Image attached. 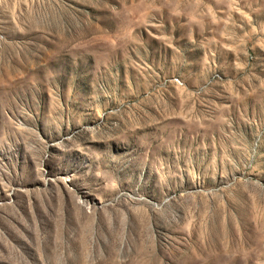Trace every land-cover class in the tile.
I'll use <instances>...</instances> for the list:
<instances>
[{
    "label": "rangeland",
    "instance_id": "obj_1",
    "mask_svg": "<svg viewBox=\"0 0 264 264\" xmlns=\"http://www.w3.org/2000/svg\"><path fill=\"white\" fill-rule=\"evenodd\" d=\"M0 264H264V0H0Z\"/></svg>",
    "mask_w": 264,
    "mask_h": 264
}]
</instances>
